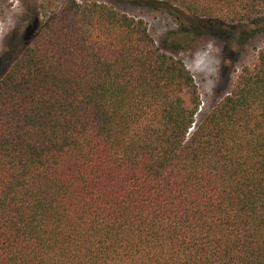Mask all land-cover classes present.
<instances>
[{
    "label": "trees",
    "instance_id": "1",
    "mask_svg": "<svg viewBox=\"0 0 264 264\" xmlns=\"http://www.w3.org/2000/svg\"><path fill=\"white\" fill-rule=\"evenodd\" d=\"M143 1L264 17V0ZM26 34L0 79V264H264V46L196 122L192 74L144 20L67 0Z\"/></svg>",
    "mask_w": 264,
    "mask_h": 264
},
{
    "label": "rangeland",
    "instance_id": "2",
    "mask_svg": "<svg viewBox=\"0 0 264 264\" xmlns=\"http://www.w3.org/2000/svg\"><path fill=\"white\" fill-rule=\"evenodd\" d=\"M66 1L0 0V79L22 54L27 43V28L33 23L43 24L59 12ZM98 1L144 20L156 44L184 63L199 95L196 122L227 95L241 68L252 65L264 46V17L241 26H229L213 20L200 21L181 11H166L155 1ZM191 30L201 34H193ZM190 99L187 93L185 100Z\"/></svg>",
    "mask_w": 264,
    "mask_h": 264
}]
</instances>
